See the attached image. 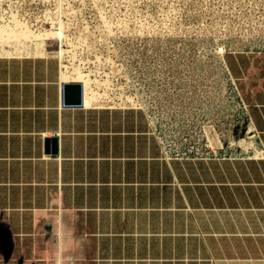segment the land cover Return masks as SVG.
Segmentation results:
<instances>
[{
  "label": "crops",
  "instance_id": "1",
  "mask_svg": "<svg viewBox=\"0 0 264 264\" xmlns=\"http://www.w3.org/2000/svg\"><path fill=\"white\" fill-rule=\"evenodd\" d=\"M43 54L0 56V264H51L58 215L78 264H264V46L222 55L248 146L181 158L145 110L62 106Z\"/></svg>",
  "mask_w": 264,
  "mask_h": 264
},
{
  "label": "rangeland",
  "instance_id": "2",
  "mask_svg": "<svg viewBox=\"0 0 264 264\" xmlns=\"http://www.w3.org/2000/svg\"><path fill=\"white\" fill-rule=\"evenodd\" d=\"M58 39L83 47L88 70L91 56L115 46L112 71L130 80L134 94L142 87L162 97L149 113L167 144L235 151L250 143L246 108L222 55L264 46V0H0V56L52 54ZM66 60L76 68V56ZM62 79L88 84L79 73Z\"/></svg>",
  "mask_w": 264,
  "mask_h": 264
},
{
  "label": "built area",
  "instance_id": "3",
  "mask_svg": "<svg viewBox=\"0 0 264 264\" xmlns=\"http://www.w3.org/2000/svg\"><path fill=\"white\" fill-rule=\"evenodd\" d=\"M57 41L59 44V50L57 52L53 51L51 55L57 58L59 62L60 72L66 73L71 77L76 76L77 73H79L88 82L86 88L84 87L83 83L79 82L82 85V106L90 108L93 107L119 110H145L148 112L151 118L149 112L155 109V102L161 101L162 97H160L159 99L147 97L143 94L146 92V89L148 91L149 88L144 89L142 87H139L137 93L134 94L133 92H135V88H132L130 80L118 74L117 72L114 73L112 71L114 64L113 60L114 58H117L115 46H113L111 43L109 44V54L107 55L94 54L93 56H91L93 59L92 68L88 70L84 68L82 64V61L84 59L83 47L74 48L67 45L63 47L61 41L59 39ZM60 51H63V53L61 54ZM76 52L80 53L76 55ZM70 56H72L73 58L75 56L77 57V60H75L77 61L75 69L67 66L69 63L66 59ZM65 63L67 65H65ZM101 68L104 70L106 69V73L100 71ZM147 70L149 69H145V73ZM85 98L90 99L88 105H85ZM250 136H253V134H251ZM160 141L164 145L165 154L168 157L181 158L189 157L191 155L207 156L208 154H217V152L211 150V146L208 145H205V149L199 148L196 145L182 148L177 144H167L161 138ZM206 149H209L211 151H207Z\"/></svg>",
  "mask_w": 264,
  "mask_h": 264
},
{
  "label": "clouds",
  "instance_id": "4",
  "mask_svg": "<svg viewBox=\"0 0 264 264\" xmlns=\"http://www.w3.org/2000/svg\"><path fill=\"white\" fill-rule=\"evenodd\" d=\"M78 249L75 247L73 230L69 229L62 216H57L52 248L51 264H78Z\"/></svg>",
  "mask_w": 264,
  "mask_h": 264
},
{
  "label": "water",
  "instance_id": "5",
  "mask_svg": "<svg viewBox=\"0 0 264 264\" xmlns=\"http://www.w3.org/2000/svg\"><path fill=\"white\" fill-rule=\"evenodd\" d=\"M62 106L64 107H81L82 106V85L77 81L64 82L62 84ZM246 134V130H242V134ZM248 133V132H247ZM249 135V134H247ZM57 139L55 137L46 141L47 149L52 154L56 153Z\"/></svg>",
  "mask_w": 264,
  "mask_h": 264
},
{
  "label": "bare ground",
  "instance_id": "6",
  "mask_svg": "<svg viewBox=\"0 0 264 264\" xmlns=\"http://www.w3.org/2000/svg\"><path fill=\"white\" fill-rule=\"evenodd\" d=\"M60 53L62 54V53H63V51H60ZM77 82H79V81H77ZM81 83H82V82H81ZM83 85H84V84H83ZM87 85H88V84H87ZM86 87H87V86H86ZM86 87H85V88H86Z\"/></svg>",
  "mask_w": 264,
  "mask_h": 264
}]
</instances>
